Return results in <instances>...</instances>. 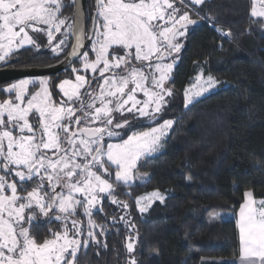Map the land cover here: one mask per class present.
<instances>
[{"label": "snow or ice", "instance_id": "obj_1", "mask_svg": "<svg viewBox=\"0 0 264 264\" xmlns=\"http://www.w3.org/2000/svg\"><path fill=\"white\" fill-rule=\"evenodd\" d=\"M203 2L188 0L193 8ZM66 6L63 0H0V62L25 45L38 48L31 31L44 32L56 56L74 38L68 57L82 66L72 68L74 79L56 86L59 102L48 78L21 79L0 89L8 97L0 100V264H76L81 247L100 244L105 234L95 212L108 197L129 207L114 198L115 186H130L138 162L159 150L174 124L168 119L138 131L133 121L157 119L174 96L167 84L179 38L196 23L190 12H181L173 0H95L89 29L80 19L83 6L71 18L63 16ZM251 15L264 17V0ZM37 83L31 91L29 85ZM204 83L201 92L217 82L209 76ZM192 102L186 91L185 107ZM244 197L237 221L240 264H264V199L257 203L250 191ZM157 199L164 200L159 190L148 195L146 206ZM41 217L59 223V230L39 239L32 229ZM81 217L88 218L87 228ZM130 264L138 262L131 258Z\"/></svg>", "mask_w": 264, "mask_h": 264}, {"label": "trees", "instance_id": "obj_2", "mask_svg": "<svg viewBox=\"0 0 264 264\" xmlns=\"http://www.w3.org/2000/svg\"><path fill=\"white\" fill-rule=\"evenodd\" d=\"M187 1L180 8L200 25L185 30L175 57L168 82L174 96L157 119L135 126L174 120L165 149L139 163L141 183L115 186L114 198L129 207L123 212L103 203L93 219L105 234L100 244L78 251L76 264H128L129 258L138 264H227L239 256L235 218L244 193L264 199V20L249 15L250 0H207L194 8ZM65 5L71 18L70 0ZM92 5L86 0V21ZM201 63L225 85L185 109L183 89ZM155 190L165 199L139 216L133 199ZM52 225L39 221L32 230L43 239Z\"/></svg>", "mask_w": 264, "mask_h": 264}, {"label": "rangeland", "instance_id": "obj_3", "mask_svg": "<svg viewBox=\"0 0 264 264\" xmlns=\"http://www.w3.org/2000/svg\"><path fill=\"white\" fill-rule=\"evenodd\" d=\"M207 0H204V2H206ZM91 2L93 3V0H91ZM203 2V3H204ZM250 2H251V8H250V13H249V15L253 18V19H261V20H264V17H253L252 15H251V9H252V7L253 6H255L256 7V9H257V11H260L259 10V0H250ZM173 3H174V6H176L177 8H179L180 9V11L181 12H183V10L180 8V6H185V4L183 3H181V0H173ZM187 3H188V1H187ZM189 4V3H188ZM190 5V4H189ZM191 6V5H190ZM198 6H200V5H197V6H195V7H198ZM93 7V6H92ZM192 7V6H191ZM187 8V7H186ZM94 13H95V11H96V9H95V3H94ZM93 9H92V12H93ZM190 10V9H189ZM64 17H66V16H64ZM69 22H71L70 20H69ZM41 27H46V26H41ZM62 31H64L63 29H62ZM218 32H219V34H221L222 36H225L226 35V33L225 32H222L221 30H219L218 29ZM43 34V35H46L44 32H38L37 34ZM185 34H186V32H185ZM60 35V33H57L56 34V36H59ZM184 37H185V35L183 36V37H180L179 39H180V42H181V49H182V45H183V39H184ZM70 41V40H69ZM181 51V50H180ZM179 51V52H180ZM178 52V53H179ZM178 53H173V56L174 57H176V55L178 54ZM168 62H173L172 61V57H170V59L168 60ZM176 63H177V59H175V62H174V67L176 66ZM73 67H76V68H81L82 66H81V64H80V61L78 60L77 62H76V64L74 65V66H72V67H70L68 70H67V73L66 74H64L61 78H60V80L58 81V82H56V83H54L53 84V86L51 87V93H52V95H53V99L55 100V101H57V102H59L60 100H61V98H62V94H60L59 93V89H58V87H56L59 83H60V81L61 80H63V79H66V78H70V79H74V75L72 74V68ZM173 67V68H174ZM83 74V73H82ZM171 74V73H170ZM89 75H91L90 73H89ZM209 76H211V75H209L207 72H206V69H205V67H204V64L203 63H201V64H196L195 65V67H194V69H193V75L190 77V79L188 80V82H187V84H186V86L184 87V89H183V92H182V94H183V101H184V108L185 109H187L188 107H190V106H192L194 103H196L197 101H199L200 99H202V98H204L205 96H207V95H209L210 93H212V92H214V91H216L221 85H225V83H222L221 81H219V80H217L216 78H214V77H212L217 83L213 86V87H211V88H209L207 91H204V92H201V87L202 86H205V81L207 80V78L209 77ZM38 79L39 78H37V79H35L37 82H38ZM167 86H168V84H167ZM93 87H95V84H93ZM29 89L31 90V91H36V90H38V83H37V86L36 87H33L31 84L29 85ZM188 92V94L190 95V96H192V98H193V102L191 103V104H189L187 107H185V92ZM197 92H201V94L200 95H196V93ZM1 94H2V98H3V96L4 97H6V98H8L6 95H5V93H3V92H1ZM138 95V98H140V99H143L144 97H143V94L142 93H138L137 94ZM6 98H4V99H6ZM162 114V113H161ZM161 114H159V116L161 115ZM130 119H131V117H129ZM153 119H151V118H148V117H137L136 118V120H134L133 121V123L136 125V124H140V123H149V122H151ZM174 121V120H173ZM175 122V121H174ZM163 123V122H162ZM162 123H160V124H162ZM159 124V125H160ZM159 125H157V126H159ZM157 126H154V127H157ZM173 126H174V124H173ZM172 126V127H173ZM149 128H147V129H139L138 131H145V130H148ZM172 129V128H171ZM171 129H168L167 130V135H166V137H164L163 138V140H162V146L159 148V150L157 151V152H155V153H153V154H151L150 156H148L147 158H144V157H142L141 158V160L138 162V165H139V163L143 160V159H148V158H151V157H153V156H156V155H158V154H160L162 151H164V149H165V146H166V142H167V140H168V138H169V135H170V132H171ZM143 176H141V175H139L138 174V172L136 171V173L134 174V180L131 182V184H130V186H125V185H123V184H119V186L121 185V186H123V187H132V186H134V185H136V184H139V183H141V181H143V178H142ZM118 186V185H117ZM153 192V191H152ZM152 192H148V193H143V194H141V195H139V196H137L136 198H134L133 199V203H134V205H135V209H136V212H137V214L139 215V216H144V214H146L147 213V211L150 209V207L154 204V203H156V202H158V203H162L160 200H154V201H152L149 205H147L146 206V198L148 197V195L150 194V193H152ZM162 194V193H161ZM163 195V197H164V199H165V195L164 194H162ZM140 197H145V199H142L141 201H140V204L139 205H137V203H136V200H137V198H140ZM113 199V197H108V198H106L104 201H103V203L104 202H107V204H113V203H111V200ZM114 205H116V204H114ZM146 206V210L144 211V212H140L139 211V207H145ZM122 209V208H121ZM126 209V208H125ZM125 209H123V212H125ZM127 210V209H126ZM96 213V212H95ZM81 219L85 222V224H84V226H85V228H87V217H81ZM39 221L40 222H44V223H48V222H46L45 221V219L44 218H40L39 219ZM50 224H54V225H52V227H49V229H56V228H60V225H59V223H57V222H55V221H53V222H51V223H48V225H50ZM97 230V229H96ZM131 236V235H130ZM129 237V236H128ZM132 238V237H131ZM128 242H130L128 239H127V242H126V244L128 243ZM131 242L133 243V246L135 247V241L133 240V239H131ZM82 248H84L83 246L81 247V249ZM131 254V253H130ZM130 259L131 258H129V261H128V264H130Z\"/></svg>", "mask_w": 264, "mask_h": 264}, {"label": "flooded vegetation", "instance_id": "obj_4", "mask_svg": "<svg viewBox=\"0 0 264 264\" xmlns=\"http://www.w3.org/2000/svg\"><path fill=\"white\" fill-rule=\"evenodd\" d=\"M63 2L65 4V0H63ZM89 2H90V0H89ZM94 3H95V0H93L92 9L94 8ZM86 8H87V6H86ZM62 12H63V16H66V8H64L62 10ZM92 13L94 14V9H93ZM90 20H91V18H90ZM85 24H86V27L89 29L92 27V23L89 20L85 21ZM30 35H32L33 38L35 39L36 44L38 45V48L33 47L32 45H25L24 48H21L17 52H14L10 56L9 61L7 63L0 62V70L44 69V68L52 67V66L60 63L67 56V54L69 52L70 45H71V37L69 38L70 41H68V46H67V48H65L64 52H62L59 56H56L49 48L47 35H43L41 33L37 34V33L31 32V31H30ZM60 38H61V34L59 36H57V40H59ZM57 40H54L52 43L55 44L57 42ZM76 62L72 66H74L76 64ZM67 70H65L61 73H58L56 76L26 77V78H22V79H33V80H35L37 78H48L49 89L51 90V87L53 86V84L58 82L60 80V78L64 74L67 73ZM19 80H21V79L14 80V81L4 83V84H0V89H3L6 86H8L9 84L17 82ZM1 92L2 91H0V100H4V98H6V97L3 96V98H2Z\"/></svg>", "mask_w": 264, "mask_h": 264}, {"label": "water", "instance_id": "obj_5", "mask_svg": "<svg viewBox=\"0 0 264 264\" xmlns=\"http://www.w3.org/2000/svg\"><path fill=\"white\" fill-rule=\"evenodd\" d=\"M83 6V11L80 12V19L81 22L85 24V12H86V0H75V4L73 6V12H76V10L81 9ZM72 22V21H71ZM200 25L199 21H196L195 24L187 25L186 29H190L193 27H196ZM74 43V38H71V44ZM71 51V45L69 48V52ZM68 52V53H69ZM170 57L168 58V60ZM77 60L75 58H70L67 56L63 61L60 63L44 68V69H30V70H0V84L8 83L14 80L26 78V77H43V76H56L58 73H61L67 69H69ZM150 123V122H149ZM149 123H140L136 124L135 126L140 125H148Z\"/></svg>", "mask_w": 264, "mask_h": 264}, {"label": "crops", "instance_id": "obj_6", "mask_svg": "<svg viewBox=\"0 0 264 264\" xmlns=\"http://www.w3.org/2000/svg\"><path fill=\"white\" fill-rule=\"evenodd\" d=\"M256 201H257V203L259 202V200H256ZM244 202H245V197H244V195H243V201H242L241 205H242ZM241 205H240V206H241ZM240 206H239V208L237 209V212H236V218H235V220H236V226H237V231H238V237H239V225H238L237 221H238V219H239V209H240ZM223 262H225V263H227V264H240V262H241V245H240V239H239V256H238L236 259H229V260H225V261H223Z\"/></svg>", "mask_w": 264, "mask_h": 264}, {"label": "built area", "instance_id": "obj_7", "mask_svg": "<svg viewBox=\"0 0 264 264\" xmlns=\"http://www.w3.org/2000/svg\"><path fill=\"white\" fill-rule=\"evenodd\" d=\"M261 4H262V0H259V4H258L259 5L258 6L259 7V10H261Z\"/></svg>", "mask_w": 264, "mask_h": 264}]
</instances>
